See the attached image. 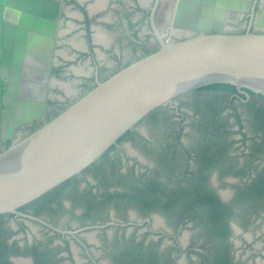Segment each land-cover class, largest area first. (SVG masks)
<instances>
[{
	"label": "flooded vegetation",
	"instance_id": "1",
	"mask_svg": "<svg viewBox=\"0 0 264 264\" xmlns=\"http://www.w3.org/2000/svg\"><path fill=\"white\" fill-rule=\"evenodd\" d=\"M157 6L59 0L47 119L158 48ZM220 83L156 108L80 173L0 214V264H264V94ZM161 116L170 137L160 135ZM184 229L191 237L180 238Z\"/></svg>",
	"mask_w": 264,
	"mask_h": 264
},
{
	"label": "water",
	"instance_id": "2",
	"mask_svg": "<svg viewBox=\"0 0 264 264\" xmlns=\"http://www.w3.org/2000/svg\"><path fill=\"white\" fill-rule=\"evenodd\" d=\"M157 2L158 48L47 119L59 0H0V214L80 173L148 113L193 89L223 82L264 94V0ZM245 16L246 29L235 31Z\"/></svg>",
	"mask_w": 264,
	"mask_h": 264
},
{
	"label": "rangeland",
	"instance_id": "3",
	"mask_svg": "<svg viewBox=\"0 0 264 264\" xmlns=\"http://www.w3.org/2000/svg\"><path fill=\"white\" fill-rule=\"evenodd\" d=\"M194 106V105H193ZM195 107V106H194ZM160 121L159 122H161V126H163L164 128H166L165 130H163V131H160V135H162L163 137H170V131H172V129H171V127L173 126V123H171L170 121H168V118L166 117V116H161L160 118ZM152 124H151V122H150V119L149 120H144L142 123H141V126L143 127V128H146L147 130L149 129L150 130V128L152 127L151 126ZM148 130V131H149ZM134 139V138H133ZM132 142V144H133V147H135V148H137L136 146V143H135V141H133V140H131ZM165 150H166V152H170V148L169 147H166L165 148ZM127 209H128V211H139L140 210V206L138 205V204H130L128 207H127ZM263 226V225H262ZM263 228H264V226H263ZM249 229H254V230H258L259 229V225H256V224H254V223H252L251 222V228H249ZM191 233H192V231H188V230H186V229H184V230H182L181 232H180V238H183L184 237V235H188V237L190 236L191 237ZM264 234V233H263ZM264 240V239H263ZM263 240H258L257 241V246H258V248L259 249H264V242H263Z\"/></svg>",
	"mask_w": 264,
	"mask_h": 264
},
{
	"label": "trees",
	"instance_id": "4",
	"mask_svg": "<svg viewBox=\"0 0 264 264\" xmlns=\"http://www.w3.org/2000/svg\"><path fill=\"white\" fill-rule=\"evenodd\" d=\"M220 85H225V86H232V85H230V84H228V83H220ZM9 144V141H7V145Z\"/></svg>",
	"mask_w": 264,
	"mask_h": 264
}]
</instances>
